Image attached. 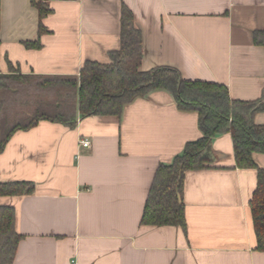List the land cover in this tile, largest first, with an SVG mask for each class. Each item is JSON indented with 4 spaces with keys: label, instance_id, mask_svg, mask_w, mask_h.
<instances>
[{
    "label": "crops",
    "instance_id": "1",
    "mask_svg": "<svg viewBox=\"0 0 264 264\" xmlns=\"http://www.w3.org/2000/svg\"><path fill=\"white\" fill-rule=\"evenodd\" d=\"M47 5L39 33L30 0H0V74L69 77L85 62L109 64L126 8L141 34L140 71L170 67L184 81L226 87L232 100L263 96L264 47L253 35L264 32V0ZM253 122L264 125V112ZM200 137L196 113L179 111L163 90L120 116L79 117L74 128L41 120L12 134L0 153V182L34 187L0 197L14 208L20 236L12 264H264L249 210L257 169L234 166L229 134L212 140L213 167L184 175V227L140 225L158 166ZM253 160L264 169V155Z\"/></svg>",
    "mask_w": 264,
    "mask_h": 264
},
{
    "label": "trees",
    "instance_id": "2",
    "mask_svg": "<svg viewBox=\"0 0 264 264\" xmlns=\"http://www.w3.org/2000/svg\"><path fill=\"white\" fill-rule=\"evenodd\" d=\"M50 1L30 0L41 19L50 10ZM254 43L264 47V32L254 33ZM37 48L38 43H25ZM140 31L126 8L121 9L119 49L109 54L110 63L85 62L78 76H33L0 74V153L17 131L33 128L45 120L74 128L77 119L89 116H120L124 106L151 92L163 90L179 111L194 112L201 137L187 142L169 164H160L149 188L140 225L180 227L185 224L180 195L186 172L213 167L211 143L229 134L234 166L257 169L256 188L249 201L256 250L264 252V169L256 167L253 156L264 155V125L253 122L264 112L263 96L254 101L229 97L227 88L203 81H184L170 67L140 71L142 58ZM30 182H0V197L28 195ZM16 214L11 206L0 205V264H12L20 240L15 231Z\"/></svg>",
    "mask_w": 264,
    "mask_h": 264
},
{
    "label": "built area",
    "instance_id": "3",
    "mask_svg": "<svg viewBox=\"0 0 264 264\" xmlns=\"http://www.w3.org/2000/svg\"><path fill=\"white\" fill-rule=\"evenodd\" d=\"M80 144L83 147H88V145H89L88 142H86V141H81Z\"/></svg>",
    "mask_w": 264,
    "mask_h": 264
}]
</instances>
